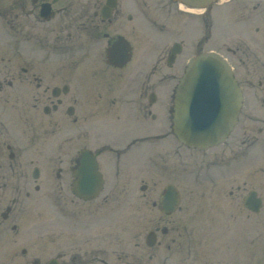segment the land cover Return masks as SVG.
<instances>
[{
    "label": "flooded vegetation",
    "instance_id": "af4514ba",
    "mask_svg": "<svg viewBox=\"0 0 264 264\" xmlns=\"http://www.w3.org/2000/svg\"><path fill=\"white\" fill-rule=\"evenodd\" d=\"M258 1L249 5L251 9L263 5ZM148 4L147 0H0V264L133 261L139 242L124 250V236L115 234L109 249L102 228L106 218L118 214L122 201L131 203L132 189H122L129 177L123 169L138 163L140 152L135 149L140 146L149 172L142 197L147 195L151 208L156 242L151 250L161 245L172 249L176 230L186 228V217L175 213L196 202L205 212L196 210L199 223L215 226L218 222L212 220L218 219L226 227L243 225L249 228L250 239L264 244V24L262 30L259 24L264 8L259 16L244 14L254 33L262 31L260 43L239 37L213 48L230 63L241 98L239 105L218 104V111L238 109L237 121L224 141L199 150V175L213 187L193 196L180 192L177 209L165 213L163 189L151 187V178L157 169L175 176L186 172L187 148L181 143L151 148V142L167 136L151 128V123L162 120L153 110L158 98L151 78L159 74L175 78L160 70L159 63L165 59L171 68L177 55L171 59L170 49L167 57L151 64V50L140 47V21L151 17ZM202 18L207 28L202 39L208 40L212 15L208 12ZM171 108L169 103V112ZM82 138L83 145L70 152ZM85 149L94 154L105 182L99 195L89 200L73 186ZM129 157L131 162L126 161ZM108 182L114 188H106ZM49 196L61 198L57 222L44 226L42 221H28L32 212L27 204L34 197ZM95 201L99 204H92ZM157 208L160 213L155 216ZM178 245L180 250L187 246L181 240ZM154 256L151 253L150 258Z\"/></svg>",
    "mask_w": 264,
    "mask_h": 264
},
{
    "label": "rangeland",
    "instance_id": "374dc122",
    "mask_svg": "<svg viewBox=\"0 0 264 264\" xmlns=\"http://www.w3.org/2000/svg\"><path fill=\"white\" fill-rule=\"evenodd\" d=\"M254 2L259 1L231 0L229 3L215 4L212 8L213 34L208 40L204 39L200 46L201 49L221 48L225 44H229L227 40L234 43L239 37L244 38L250 44H253V40H255L254 44L256 41L260 43L263 39L262 36H260L262 31L256 34L254 33V29H250L251 27L248 26L251 24H247L244 20L243 22H239L240 19H243L245 11L250 9V6ZM148 3L146 11L148 10L151 16L152 14L154 15L159 21L160 26L157 27V25H153L151 20L143 19V21H140V47L149 48L151 50V64L157 61L160 56L166 57V52L174 41H180L184 45L181 54L177 56L174 66L171 68L168 67L165 59L161 60L159 63L160 70L161 68L170 70L169 72L175 74L176 77L170 80L168 78L163 79L164 76L159 74L151 78V84L154 86V94L157 95L158 98L153 110L159 115V118H162L161 121L156 120L151 123V128L152 130H161L167 133L168 130L165 127V119L168 109V94L172 92L189 56L197 51V47L195 48V46L198 40L203 36L204 25L199 15L186 11L180 12L176 3L172 2L168 5L166 0H148ZM256 7L257 9L253 8L250 12L251 14H257L259 16L262 4L256 5ZM259 24L262 30L264 21ZM159 69L157 72H159ZM162 141H165L164 143H160L163 147H168V145H173L174 147V145H177L176 140L168 134ZM83 143L84 141L82 138L76 142V145L73 144V147L69 151H73L74 148L78 150ZM154 145L155 144L151 142V148L154 147ZM158 146L159 145H155L154 148L158 150ZM137 149L140 152V159L138 163L134 161L136 163L135 165H126L124 167L125 169H123V172L126 173V176L129 175V177L124 181L122 188H126V191L131 188L132 190L130 191L136 192L132 193L128 190V193L132 195L130 197L131 201H129L131 203L126 204L125 201H122L123 206L119 208L118 214L115 217H113L114 214H112L106 218L107 220H105L102 228L103 232H106L104 236L106 237L105 240L108 242L109 249L112 247L110 238H114L115 234L124 236V250L133 249L134 243L139 242L138 254L133 257V261L130 260L131 262H122L121 264H264V244L259 243V240L255 242L254 239H250L251 235L249 234V228L237 224L226 227L219 224L220 220L218 219L212 220L218 222L215 223L214 226L206 222L209 218L205 216H203V219H205L206 223H199L196 210L202 207L198 205V202L191 203L190 205L188 204L187 207L184 206L185 210L178 213L186 217L184 223L186 228L183 227L176 230L178 238L176 243H171L172 249L167 250L165 246L161 245L151 250V247L145 242L146 235L151 230V208L147 203V195L142 197L141 190H139L138 186L139 183H149V172L146 158H143L144 155L141 153L143 148L140 146V148H136L135 150ZM211 153L212 151L206 153L208 159H210ZM200 155L201 152L197 150L187 149L186 172L175 176L165 173V170L157 169L153 173L155 176L153 175V178H151V187L160 190L165 184L173 183L179 187V190H181L183 194H192V196L193 194H198V191H201V189H211L213 187L212 183L207 178H201L199 175L200 164L202 163V158L199 157ZM106 159L103 158V160ZM126 161L131 162V157ZM105 171L108 173L107 170ZM138 174H140L139 177H135V175L138 176ZM123 178L126 179L125 177ZM110 183H108L106 188H114L112 186L113 183ZM30 185L33 186L34 182H30ZM64 186L68 188V182H66ZM47 189H52L51 184H48ZM136 194H138L139 197ZM58 198L54 196L34 197V201L27 204L28 209L32 212V217L28 219V221H42L41 224L44 226H52L56 223V205L58 204V200L61 199ZM39 199L41 202L38 201ZM92 204H99V201H95ZM110 204L111 203H108V205ZM131 204H133V206ZM202 210L204 212V208H202ZM38 213H42V217L37 218ZM157 214L158 211L155 212V216ZM209 217L211 218L213 216L210 215ZM110 224H113V226H110ZM118 226L120 228H118ZM254 234L256 233H253V235ZM134 235L137 236L136 239H133ZM179 240L183 241V246L185 242L187 244L182 250H180V245H178ZM250 242L252 244H250ZM186 249L187 254L185 253ZM151 253L155 254L153 259L150 258ZM109 263L118 264V260L113 259L110 260Z\"/></svg>",
    "mask_w": 264,
    "mask_h": 264
},
{
    "label": "water",
    "instance_id": "95a60500",
    "mask_svg": "<svg viewBox=\"0 0 264 264\" xmlns=\"http://www.w3.org/2000/svg\"><path fill=\"white\" fill-rule=\"evenodd\" d=\"M177 1L206 7L215 0ZM236 87L229 64L219 54L202 52L192 57L175 91L173 129L177 137L196 148L220 141L232 125L221 122L223 116L216 113V102L221 94L231 98L239 93ZM168 191L174 194L173 187Z\"/></svg>",
    "mask_w": 264,
    "mask_h": 264
}]
</instances>
